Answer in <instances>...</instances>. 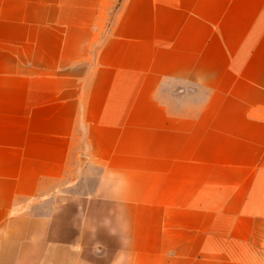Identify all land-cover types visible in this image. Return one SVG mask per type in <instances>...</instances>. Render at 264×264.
<instances>
[{"label":"crops","instance_id":"0c3cea01","mask_svg":"<svg viewBox=\"0 0 264 264\" xmlns=\"http://www.w3.org/2000/svg\"><path fill=\"white\" fill-rule=\"evenodd\" d=\"M0 264H264V0H0Z\"/></svg>","mask_w":264,"mask_h":264}]
</instances>
